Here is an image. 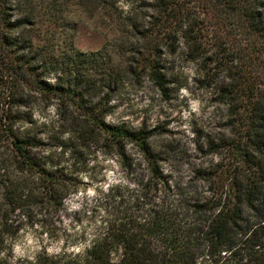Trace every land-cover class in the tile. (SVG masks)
Returning a JSON list of instances; mask_svg holds the SVG:
<instances>
[{
	"label": "trees",
	"instance_id": "trees-1",
	"mask_svg": "<svg viewBox=\"0 0 264 264\" xmlns=\"http://www.w3.org/2000/svg\"><path fill=\"white\" fill-rule=\"evenodd\" d=\"M153 1L158 10L143 34L147 55L141 59V70L168 98L156 60L159 38L175 32L181 23L193 46L197 40L212 38L210 57L204 58L223 62L226 81L220 95L234 115L239 135L230 144L217 145L214 152L227 151L230 162L205 173L206 196L193 199L185 189L174 191L149 145L150 132L106 123L99 104L88 106L76 90L50 86L34 69L18 63L9 34L15 25L5 18L0 3L2 84L32 86L48 104L82 110L91 127L86 134L119 159L128 179L108 190L105 217L88 243L63 247L43 259L38 255L26 264H264V0ZM85 56L76 53L78 59ZM0 111V147L8 144L16 163L12 167L0 157V264H24L12 257V242L23 220L30 221L36 209L62 208L66 195L61 192L68 177L33 155L39 142L17 137L13 117L3 108ZM84 137L73 132L71 139ZM128 145L139 152L144 167L129 158Z\"/></svg>",
	"mask_w": 264,
	"mask_h": 264
},
{
	"label": "rangeland",
	"instance_id": "rangeland-1",
	"mask_svg": "<svg viewBox=\"0 0 264 264\" xmlns=\"http://www.w3.org/2000/svg\"><path fill=\"white\" fill-rule=\"evenodd\" d=\"M0 3L5 18L15 25L9 34L14 58L22 67L34 69L50 86L76 90L88 106L99 104L106 123L150 132L149 145L173 190L185 189L193 199L206 196L205 173L230 162L227 151L214 152L216 146L239 138L234 115L220 95L226 81L223 62L204 58L210 57V36L193 46L181 23L175 32L159 38L156 60L166 79V98L141 70V59L147 55L143 34L158 10L153 0ZM203 50L207 54H201ZM78 52L86 56L78 59ZM198 55L204 59L196 64L193 59ZM9 86L0 81V109L13 117L15 135L36 139L39 146L33 155L68 177L61 192L66 195L62 208L36 209L30 221L23 220L12 242V257L26 264L38 255L43 259L63 247L88 243L105 217L108 190L128 179L119 159L109 156L101 142L90 140L86 133L91 127L82 110L48 104L32 86L17 82ZM73 132L84 139H71ZM127 155L144 167L132 145L127 146ZM0 157L16 165L6 143ZM35 186L40 187L38 182Z\"/></svg>",
	"mask_w": 264,
	"mask_h": 264
}]
</instances>
